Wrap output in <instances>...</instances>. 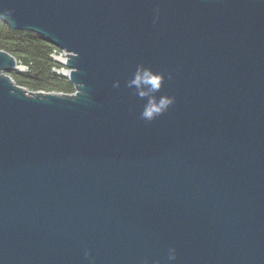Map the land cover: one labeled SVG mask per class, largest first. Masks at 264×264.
<instances>
[{"label": "water", "instance_id": "1", "mask_svg": "<svg viewBox=\"0 0 264 264\" xmlns=\"http://www.w3.org/2000/svg\"><path fill=\"white\" fill-rule=\"evenodd\" d=\"M0 19L61 49L75 89L18 84L0 49V264H264V0H0ZM138 65L175 98L152 121Z\"/></svg>", "mask_w": 264, "mask_h": 264}, {"label": "trees", "instance_id": "2", "mask_svg": "<svg viewBox=\"0 0 264 264\" xmlns=\"http://www.w3.org/2000/svg\"><path fill=\"white\" fill-rule=\"evenodd\" d=\"M0 49L11 52L19 66L26 68L9 72L18 84L33 91H75L68 76L58 71L63 64L54 58V54L62 50L44 36L32 31L14 30L0 19Z\"/></svg>", "mask_w": 264, "mask_h": 264}, {"label": "clouds", "instance_id": "3", "mask_svg": "<svg viewBox=\"0 0 264 264\" xmlns=\"http://www.w3.org/2000/svg\"><path fill=\"white\" fill-rule=\"evenodd\" d=\"M164 74L155 72L150 67L138 65L134 75L127 81V87L132 89L134 94L141 99H146L141 112V118L152 121L162 115L174 103L175 98L168 95H156L160 93L164 82ZM120 86L119 81L113 83L114 88ZM147 86V87H145ZM169 260L176 259L175 249L169 250Z\"/></svg>", "mask_w": 264, "mask_h": 264}, {"label": "rangeland", "instance_id": "4", "mask_svg": "<svg viewBox=\"0 0 264 264\" xmlns=\"http://www.w3.org/2000/svg\"><path fill=\"white\" fill-rule=\"evenodd\" d=\"M54 58L57 60V61H59V62H61L62 64H63V62L65 61V53L62 51V52H56L55 54H54ZM24 69H26L24 66H19V70H24ZM58 71L60 72V73H62V74H68V71H69V69L67 68V66H65V64H63V67L62 68H60V69H58Z\"/></svg>", "mask_w": 264, "mask_h": 264}]
</instances>
